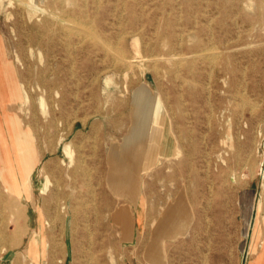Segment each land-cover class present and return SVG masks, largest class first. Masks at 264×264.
Returning <instances> with one entry per match:
<instances>
[{"label":"rangeland","instance_id":"374dc122","mask_svg":"<svg viewBox=\"0 0 264 264\" xmlns=\"http://www.w3.org/2000/svg\"><path fill=\"white\" fill-rule=\"evenodd\" d=\"M28 1L88 26L104 45L0 0L3 60L22 92L17 102L0 98V127L16 116L36 159L30 185L3 192L0 181V264H123L122 240L123 249L155 242L161 264H264V0ZM8 137L0 140L7 177L8 157L16 160ZM119 147L123 177H132L126 195L108 177ZM179 197L189 220L179 236H161L158 220ZM120 208L130 211L129 239L110 228Z\"/></svg>","mask_w":264,"mask_h":264},{"label":"bare ground","instance_id":"6f19581e","mask_svg":"<svg viewBox=\"0 0 264 264\" xmlns=\"http://www.w3.org/2000/svg\"><path fill=\"white\" fill-rule=\"evenodd\" d=\"M15 1L18 5L20 6H27L28 8L30 7L31 12H29V14L31 16L28 17H33V16H37L39 15H44V16H49L52 19L55 20V22L57 24H59L61 26V28L66 32V34L69 36H71L72 34H82V37L85 38H96L101 44L104 45V41L98 37L97 35H95V32L93 30H90L88 28V26L86 27L85 25H81L78 22L63 17L61 15H59L57 12H53V11H49L48 9H44L41 7H37L35 5V3L33 1H28V0H13ZM100 1V0H99ZM55 3V2H54ZM98 4V3H97ZM122 4V3H121ZM98 6V5H97ZM85 7V6H84ZM98 8V7H97ZM87 9V8H86ZM123 11V10H122ZM22 12V11H21ZM28 14V13H27ZM86 14V13H84ZM88 14V13H87ZM32 20V19H31ZM164 20V19H163ZM92 21V20H91ZM196 23V22H195ZM91 24V22L89 23ZM209 24V23H208ZM167 25V24H166ZM50 26V25H49ZM210 26V25H209ZM237 27V26H236ZM46 29V28H45ZM55 29V28H54ZM118 29V28H117ZM180 29V28H179ZM51 30V28H50ZM60 30V29H59ZM248 32V31H247ZM124 35V33H123ZM211 37H212V32H211ZM118 36V35H117ZM238 36V35H237ZM77 37V36H76ZM119 37V36H118ZM180 37V36H179ZM82 38V39H83ZM118 39V38H116ZM121 39V38H120ZM178 40V39H177ZM182 40V39H180ZM179 40V41H180ZM117 41V40H116ZM120 41V40H119ZM118 41V42H119ZM116 42V43H118ZM65 43V42H64ZM110 43V42H109ZM210 43V42H209ZM69 45V44H66ZM77 45V44H76ZM74 47V45H72ZM71 46V47H72ZM180 46V45H179ZM70 47V46H69ZM68 47V48H69ZM72 47V48H73ZM104 47V46H102ZM107 47V45H106ZM104 47V48H106ZM115 47V46H114ZM247 47V46H246ZM67 48V49H68ZM117 48V47H116ZM114 48V49H116ZM107 50H111L110 53L112 52L113 49H110L109 47L106 48ZM213 48H205L202 50V57L207 58L208 57V53L207 51L212 50ZM247 49V48H246ZM69 50V49H68ZM74 50V48H73ZM105 50V49H104ZM115 52L117 50H114ZM120 51V50H119ZM68 52V51H67ZM121 52V51H120ZM196 52V51H194ZM191 52V53H194ZM70 53V52H69ZM118 53V52H117ZM115 54V58L116 55ZM106 54V52H105ZM113 54V52H112ZM120 54V53H118ZM218 54V53H217ZM75 55V53H74ZM111 55V54H110ZM181 55V54H180ZM214 55V54H213ZM118 56V55H117ZM193 56V55H192ZM4 57V50L2 47V43L0 41V98L2 103L6 104L9 101H15L17 102L18 100H20L22 98V92L20 89L19 84L16 81V77H14V72L13 71H9L5 68V66L8 64L7 61L5 62V60H3ZM114 57V56H113ZM112 57V58H113ZM119 57H121L119 55ZM154 57V56H153ZM201 57V56H200ZM255 57V56H254ZM193 58V57H192ZM122 59V57H121ZM160 59V58H159ZM173 59V58H172ZM211 58H209L210 60ZM116 61V59H114ZM123 60V59H122ZM174 60V59H173ZM176 60V59H175ZM181 60V59H180ZM211 60L215 61V58L212 57ZM112 61V60H111ZM177 61V60H176ZM123 62V61H122ZM128 62V61H127ZM181 62V61H180ZM72 63V62H71ZM157 63V62H156ZM179 63V60H178ZM115 64V62H114ZM189 64H191V67L188 68V74L190 76H192V80H194V78L199 77V74L196 72L193 61L189 62ZM209 65H211L209 63ZM208 65V66H209ZM215 64H212V66ZM114 65H112L113 67ZM179 66V64L177 65ZM214 67V68H213ZM213 72H216L215 66H213ZM220 67V66H219ZM71 68V67H70ZM179 68V67H177ZM74 69V68H72ZM112 69V68H110ZM154 69V68H152ZM157 69V68H156ZM154 69V71L156 70ZM159 69V68H158ZM157 69V70H158ZM210 69V68H209ZM218 69V68H217ZM221 70H219V72L217 73H221L222 71H225L224 67L220 68ZM109 70V69H108ZM160 70V69H159ZM212 70V69H211ZM104 71V70H103ZM143 71V70H142ZM71 72V71H70ZM156 75L157 74V71ZM72 73V72H71ZM211 73V74H212ZM210 74V75H211ZM72 75V74H71ZM176 75V74H175ZM174 75V76H175ZM209 75V74H207ZM209 75V76H210ZM74 76V75H72ZM178 76V75H177ZM75 77V76H74ZM73 78V77H72ZM76 78V77H75ZM176 78V76H175ZM209 78V77H208ZM211 78V77H210ZM209 80V79H208ZM77 81V78H76ZM78 82V81H77ZM79 83V82H78ZM109 84H111L109 82ZM194 84V83H193ZM207 85V84H206ZM152 86V85H151ZM208 86V85H207ZM181 87V86H180ZM209 90V89H208ZM210 92V91H209ZM245 94V93H244ZM95 95V94H94ZM245 96V95H244ZM238 97H236L237 99ZM241 99V97H239ZM209 99V98H208ZM146 97L145 94L142 93L141 95H139L138 97V101H140V106L138 104V108L139 110L142 109V111H144V103L146 102ZM243 102L241 101V103H244V98H242ZM248 100H245V103ZM25 102H27V99L25 100ZM40 103L43 105V101L40 100ZM210 103V102H209ZM250 103V101H249ZM247 104V103H246ZM242 106V104H241ZM257 106V105H256ZM243 107V106H242ZM258 107V106H257ZM211 108V107H210ZM256 108V107H254ZM251 109V108H250ZM137 112V111H136ZM139 112V111H138ZM161 112H162V105L161 102L157 99L156 101H154V103L152 104V108H151V119H152V123L154 124L153 127H157L158 125L161 124ZM188 114V113H187ZM212 114V113H211ZM189 115V114H188ZM242 116V115H241ZM147 119V118H146ZM85 121V120H84ZM241 121V120H240ZM2 122V121H0ZM83 122V121H82ZM86 122V121H85ZM4 124V125H3ZM2 124V127H0V140L1 143L3 145H7L9 142V135L11 137L12 140V145L13 148L15 150V154H16V160H11L10 157H8V165L10 167V173H9V177H7L6 175H4V169L2 170V173L0 174V181L3 183L4 188H3V192L4 191H13V190H17L18 188H22L25 186L26 183H29L30 185V176L31 173L35 167L36 164V159L33 156V153L31 152V149L29 148V138H30V134L26 131H21L20 129V125H19V119H17L16 116H11L10 118L7 119L5 118L4 123ZM82 124V123H81ZM239 125V124H238ZM257 126V125H256ZM151 126H147L148 131L150 129ZM154 129V128H153ZM239 133V131H238ZM255 133V132H254ZM255 137V135H254ZM238 138V137H237ZM31 141V140H30ZM60 141V140H59ZM255 142V141H254ZM9 145V144H8ZM164 145V143L162 144V146ZM225 145V144H224ZM35 147V146H34ZM94 148V147H93ZM63 152L65 154V156L69 159L68 161H70V165L73 162V153L71 150V146L70 144H65ZM18 153V154H17ZM10 154V153H9ZM81 157V156H80ZM82 158V157H81ZM83 161V160H82ZM107 161L109 162L110 166H113V169L110 170V172L108 173L109 176L111 177L110 179V185L113 188L112 192L115 193L116 195H122L123 194L126 195V189L125 187H127L129 184L127 183V180L131 179L132 177L126 176V174L123 177V147H119L118 149H115L112 151V153H110L107 157ZM138 161V160H137ZM15 162L18 163V168L15 165ZM143 162V161H142ZM14 163V164H13ZM63 163V162H62ZM137 164V163H136ZM208 164V163H207ZM13 165L15 166V168L13 167ZM81 165V163H80ZM83 165V162H82ZM20 168V169H19ZM19 169V170H18ZM87 169V168H86ZM88 170V169H87ZM89 172V171H88ZM86 174V173H85ZM141 174V173H140ZM139 174V176H140ZM88 175V176H87ZM86 176L89 182V185H92V179H91V173H88ZM107 175V174H106ZM50 183L48 178L46 179V185L45 188L43 189V192H45L48 189V184ZM56 185V184H55ZM108 187V184H107ZM131 193V192H130ZM128 192V194H130ZM89 194L95 195L94 190L92 189L90 191ZM23 196H20V198ZM92 197V196H91ZM94 200V199H93ZM185 199L182 197H179L177 199V201L173 204L170 205L165 212L160 216L159 220H158V225L160 227V234H164L168 237H177L179 236V229L181 227H178L179 225H181L182 221H184L185 223L187 222V220H189L188 216L186 217V209L184 207L185 203H184ZM91 204V203H90ZM93 204V203H92ZM94 205V204H93ZM48 207V206H47ZM94 207V206H93ZM259 207H262L261 203L259 204ZM49 209V207H48ZM83 211V210H82ZM81 211V212H82ZM50 212V211H49ZM88 216V215H87ZM87 218V217H86ZM56 219V218H53ZM133 222V221H132ZM263 221L261 220H257V224H256V228H255V232H254V242L257 241L259 239V236L261 235L260 232V227L263 224ZM84 225V224H83ZM185 225V224H184ZM1 242V240H0ZM261 244H263V252H259V250L257 249V246L255 243H253L252 249H251V255L252 256H256L259 255L262 256L264 258V238L261 239Z\"/></svg>","mask_w":264,"mask_h":264},{"label":"crops","instance_id":"0c3cea01","mask_svg":"<svg viewBox=\"0 0 264 264\" xmlns=\"http://www.w3.org/2000/svg\"><path fill=\"white\" fill-rule=\"evenodd\" d=\"M129 215L130 211L127 208H120L118 210H114L113 219L110 223V228L118 229L120 236L124 235L125 239H129L130 235H134L132 226L128 223L130 217ZM161 236L168 237L164 234H161ZM124 243L126 244L124 245L125 249H123L122 240V250L125 251L123 264H161V262L163 261V256L161 255L160 248L157 244H155V242H152L150 247L143 246L141 243L138 242L133 243L132 245H129L128 241H124Z\"/></svg>","mask_w":264,"mask_h":264}]
</instances>
